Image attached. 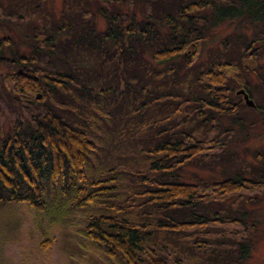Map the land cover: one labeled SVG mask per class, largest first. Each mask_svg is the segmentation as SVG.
Here are the masks:
<instances>
[{"label": "trees", "instance_id": "1", "mask_svg": "<svg viewBox=\"0 0 264 264\" xmlns=\"http://www.w3.org/2000/svg\"><path fill=\"white\" fill-rule=\"evenodd\" d=\"M210 2L109 0L111 8L99 9L107 19L103 34L88 26L89 18L86 24L54 23L42 8L25 4L36 23L31 38L48 29L51 36L34 43L30 55H12L18 63L51 60L53 70L32 68L5 80L13 92L6 99L18 109L8 130L0 131V206L26 203L51 223L66 219L85 233L87 241L78 245L91 252L86 259L94 264H242L251 242L228 240L219 227L247 222L234 208L204 205L264 183L232 175L202 185L183 177L189 163L201 166L215 147L223 119L238 124L239 109H252L240 105L242 99L232 101L227 74L253 58L242 52L253 49L255 38L239 34L246 46L235 44L225 56L198 64L201 43L216 20L262 22L264 3ZM64 7L83 10L75 0H65ZM205 8L211 18L193 14ZM62 27L69 37L60 40ZM4 43L10 40L0 38V51ZM22 109L27 116L18 113Z\"/></svg>", "mask_w": 264, "mask_h": 264}, {"label": "rangeland", "instance_id": "2", "mask_svg": "<svg viewBox=\"0 0 264 264\" xmlns=\"http://www.w3.org/2000/svg\"><path fill=\"white\" fill-rule=\"evenodd\" d=\"M2 1L7 5H4ZM28 1L32 0H16V2L0 0V15H2L0 23H9V20L14 23L10 30L6 26L0 27V38L6 37L10 40L9 44L2 45L0 51V131L5 132L9 128L11 119L15 118L18 109L16 102H12L11 98L6 99L7 96H13V92L9 90L10 84L5 86L6 78L14 77L18 73L22 75L32 68H37L46 74L53 70L51 60L48 62L38 60L36 64L31 59L22 58L20 61L24 63H18V58L12 55L13 51L25 56L30 55L33 52L34 43H42L44 38L51 36L48 29L32 45H27L32 42L31 36L36 26V23L28 18L30 13L24 6ZM75 1L83 10L64 7L65 0H34L31 5L36 7L38 5L42 8L41 14L46 16L45 19L54 23L65 24L69 20L72 22V19H76L77 22L86 24L88 23L86 19L89 18L93 24H88V26L95 32L103 34L106 30L107 19L99 12V9L107 10L112 7V4L105 3L103 0ZM203 1L211 3L210 0ZM257 1L264 3V0ZM3 10L7 13L10 11L13 18L5 17ZM29 10L36 9L30 7ZM129 13L131 15V11ZM193 14L204 17L208 15L207 18H211L210 8L199 9ZM20 15L22 17H19ZM212 24L207 39L201 43L202 46L195 57V62L200 64L209 58L225 56V53H230L228 48L232 49L235 44L239 43L246 46L248 39L255 38V41L251 43L253 49L242 52L243 55L250 54L253 58L245 61L242 56L245 63L244 68L236 72L229 71L227 74V77L232 79L229 81L233 88L232 101L242 99L240 105H246L242 95L234 94L237 90L244 89L255 107L254 105L249 106L252 109L241 107L238 111L240 112V123L238 124L229 122V119H223L220 127L222 131L218 134L217 141L213 143L215 147H209L206 152L208 156L201 166L196 165L194 161L186 168L184 166L183 178L191 182H200L202 185H213L214 182H220L227 176L235 175L242 179L251 178L264 183V177L259 178L260 174L264 173V158L258 160L255 156L256 152L264 156V124H261L264 122L262 111L264 110V20L251 25L249 21H245L240 16L237 19L216 20ZM58 30L62 31L60 40L65 36L69 37L65 35L67 28L62 27ZM239 34L248 37L245 43L236 39ZM64 44L65 42L59 43V45ZM221 46L226 47V50L222 51ZM29 64L32 67H27ZM233 74L235 76H231ZM239 79H241L240 82ZM35 106L33 104L31 108L35 110ZM18 113L23 117L28 115L23 109ZM253 118H258L261 122L250 126L249 122ZM224 128L228 130L223 131ZM194 171L197 172L198 178L193 176ZM204 208L207 210L220 209L221 212H224L223 210L231 212L230 209L234 208L235 210L232 211L235 216L247 223L243 225L227 221L219 227L220 230L226 233L225 238L228 240L229 237L241 239L242 236L251 242V250L242 264H264V186L243 187L235 191L233 196L226 201L217 204L216 200H210ZM57 222L51 223L40 218V213L26 203L0 206V264H94L86 259L91 252H85L79 247L87 241L85 233H76L75 228L66 225L68 223L66 219H57ZM210 226L218 227L217 225ZM80 240L82 243H78Z\"/></svg>", "mask_w": 264, "mask_h": 264}, {"label": "water", "instance_id": "3", "mask_svg": "<svg viewBox=\"0 0 264 264\" xmlns=\"http://www.w3.org/2000/svg\"><path fill=\"white\" fill-rule=\"evenodd\" d=\"M238 94H243V98L245 100V103L248 105V106H253L254 103L252 102V100L248 97V94L245 92L244 89H240L237 91ZM39 97V95L37 96Z\"/></svg>", "mask_w": 264, "mask_h": 264}, {"label": "flooded vegetation", "instance_id": "4", "mask_svg": "<svg viewBox=\"0 0 264 264\" xmlns=\"http://www.w3.org/2000/svg\"><path fill=\"white\" fill-rule=\"evenodd\" d=\"M11 1H12V0H11ZM17 1H19V0H17ZM21 1H22V0H21ZM33 1H34V0H32V1H30V2L28 1V2H26V3H30V4H32V3H33ZM103 1H105V2H108L109 0H103ZM37 7H39V6L37 5ZM20 16H22V15H20ZM33 42H34V40L32 39V42H29V44H27V45H29V46H30V45H32V44H33ZM36 97H37V96H36Z\"/></svg>", "mask_w": 264, "mask_h": 264}]
</instances>
